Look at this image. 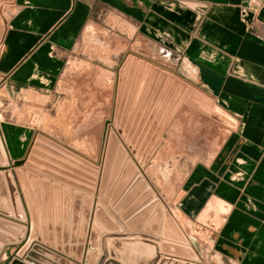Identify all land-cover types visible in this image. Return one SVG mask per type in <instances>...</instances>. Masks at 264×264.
I'll use <instances>...</instances> for the list:
<instances>
[{
	"label": "crops",
	"instance_id": "crops-1",
	"mask_svg": "<svg viewBox=\"0 0 264 264\" xmlns=\"http://www.w3.org/2000/svg\"><path fill=\"white\" fill-rule=\"evenodd\" d=\"M1 6L7 23L0 41V143L7 162L25 157L80 36L95 12L106 10L102 26L118 30L119 22L109 18L122 20L165 57L175 55L182 75L235 122L173 192L171 209L196 256L192 261L264 264V0H12ZM83 101L79 105L91 111V97ZM26 228L24 240L4 245L3 255L8 250L33 264L25 257L34 242L56 251L48 237ZM63 250L56 253L83 264L85 251L79 261ZM36 254L38 264H62Z\"/></svg>",
	"mask_w": 264,
	"mask_h": 264
},
{
	"label": "rangeland",
	"instance_id": "rangeland-1",
	"mask_svg": "<svg viewBox=\"0 0 264 264\" xmlns=\"http://www.w3.org/2000/svg\"><path fill=\"white\" fill-rule=\"evenodd\" d=\"M106 14L96 11L80 36L24 162L4 165L22 200V224L79 261L89 246L101 254L115 232L152 235L165 252L185 254L190 244L171 209L175 190L235 122L182 75L175 55L165 57L122 20L109 18L118 30L102 26ZM67 95L79 103L89 95L91 111Z\"/></svg>",
	"mask_w": 264,
	"mask_h": 264
},
{
	"label": "water",
	"instance_id": "water-1",
	"mask_svg": "<svg viewBox=\"0 0 264 264\" xmlns=\"http://www.w3.org/2000/svg\"><path fill=\"white\" fill-rule=\"evenodd\" d=\"M0 1L11 2L12 0ZM6 23L5 17L2 16L0 22V25H2L0 41L6 30ZM111 121V119H107L104 123L103 140H105L106 137L108 123H111ZM24 160V157L15 159L11 161V165L18 166L22 164ZM6 162L7 160L0 143V258H2L0 259V264H24L17 257H10L12 253L9 254L8 250H6L7 254H2L4 251V245L9 247L24 240L26 223H22L27 220L20 194L12 179L11 171L8 167L4 166ZM9 218H13L18 222H14ZM9 233H11L12 236H10ZM43 242L47 243L46 241ZM49 245V247L52 246V244ZM56 247L55 250L58 251L59 246ZM38 251L62 264H74L69 259L60 257L62 255H57L58 253H56V251L46 248L36 242L31 245L25 260L33 264H38L35 261V258L37 257L36 252ZM84 251L85 256L83 264H196L195 261H192L196 259V256L191 252V248L186 247L185 254H174L191 260L178 259L177 257L167 255L173 253L165 252L160 244H158L155 237L144 233L137 235L128 232L111 233L108 235L107 241L102 243L101 254L98 255L97 253H93L90 246ZM160 251L167 254L163 255ZM63 252H65V249ZM71 254L72 253H70L69 257L72 256ZM45 261L53 264L48 260Z\"/></svg>",
	"mask_w": 264,
	"mask_h": 264
}]
</instances>
